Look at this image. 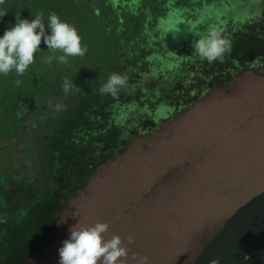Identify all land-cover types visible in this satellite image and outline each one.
<instances>
[{
	"label": "trees",
	"instance_id": "obj_1",
	"mask_svg": "<svg viewBox=\"0 0 264 264\" xmlns=\"http://www.w3.org/2000/svg\"><path fill=\"white\" fill-rule=\"evenodd\" d=\"M250 1L5 0L0 5L7 12L0 17V37L16 17L31 21L39 13L50 34L47 19L55 12L76 27L87 47L83 57L62 64L56 59L61 53L49 52L42 38L35 62L22 76L0 75V264L37 262L92 177L123 156L135 138L158 130L245 72L264 68V15L242 17L260 3ZM178 27L187 42L181 48L174 44ZM210 30L231 43V51L212 63L193 48ZM114 72L127 75L126 87L116 96L100 94ZM65 78L77 86L67 94ZM57 103L63 111L53 110ZM217 257L220 264H264V191L226 219L190 264Z\"/></svg>",
	"mask_w": 264,
	"mask_h": 264
},
{
	"label": "rangeland",
	"instance_id": "obj_2",
	"mask_svg": "<svg viewBox=\"0 0 264 264\" xmlns=\"http://www.w3.org/2000/svg\"><path fill=\"white\" fill-rule=\"evenodd\" d=\"M254 15H264V0L242 17ZM182 31L175 29L178 48L187 44ZM263 191L264 68L135 138L123 156L102 166L34 264H59L69 229L97 222L109 224L106 238L125 242L124 264H136L134 255L147 256L148 264H190L226 219Z\"/></svg>",
	"mask_w": 264,
	"mask_h": 264
},
{
	"label": "clouds",
	"instance_id": "obj_3",
	"mask_svg": "<svg viewBox=\"0 0 264 264\" xmlns=\"http://www.w3.org/2000/svg\"><path fill=\"white\" fill-rule=\"evenodd\" d=\"M4 3L5 0H0V5ZM6 14V11L0 10V17ZM47 27L50 29V34L46 33L43 13L37 14L31 21L16 17L15 25L0 37V75L7 76L15 71L18 76H22L35 62V55L40 50L42 38L49 52L61 53L56 57L59 63L67 64L68 57H83L86 54L87 47L82 46L81 36L76 27L61 20L55 12L48 15ZM193 48L202 60L212 63L221 60L225 53L231 51V43L220 32L210 30L194 42ZM52 59V56H48L46 62L50 64ZM127 81L126 74L114 72L98 91L102 95L116 96L126 87ZM75 87L77 86L72 80L64 79L62 88L65 94ZM52 107L57 112L65 108L61 103ZM108 230L109 224L106 222H97L85 227L77 225L71 227L70 237L63 241V246L58 250L59 264H124L129 249L119 235L106 238ZM134 242V237H127V244ZM133 259L136 264H148L147 256L134 255ZM208 264H220V258L212 259Z\"/></svg>",
	"mask_w": 264,
	"mask_h": 264
}]
</instances>
